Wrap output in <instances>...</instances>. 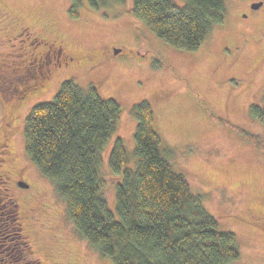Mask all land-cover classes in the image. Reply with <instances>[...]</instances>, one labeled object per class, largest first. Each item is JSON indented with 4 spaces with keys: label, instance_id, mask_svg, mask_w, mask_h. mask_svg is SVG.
<instances>
[{
    "label": "rangeland",
    "instance_id": "obj_1",
    "mask_svg": "<svg viewBox=\"0 0 264 264\" xmlns=\"http://www.w3.org/2000/svg\"><path fill=\"white\" fill-rule=\"evenodd\" d=\"M251 1L224 0L223 20L197 48L186 50L135 18L128 0L97 9L82 0L75 17L71 0H0V184L16 197L22 231L42 264H110L75 231L63 198L23 148L24 116L32 104L50 100L66 78L92 83L119 104L116 130L98 164L110 209L120 174L109 170V150L121 137L133 166L135 118L129 109L146 99L173 168L201 194L219 228L236 235L239 256L228 264H264V221L257 220L264 216V151L230 126L264 140V126L248 111L261 102L264 87V0L254 9ZM41 38L72 49L75 59L55 69V80L40 81L42 88L32 86L34 78L11 81L13 74L30 73L22 65L46 47ZM19 178L27 189L17 185Z\"/></svg>",
    "mask_w": 264,
    "mask_h": 264
},
{
    "label": "trees",
    "instance_id": "obj_2",
    "mask_svg": "<svg viewBox=\"0 0 264 264\" xmlns=\"http://www.w3.org/2000/svg\"><path fill=\"white\" fill-rule=\"evenodd\" d=\"M127 0H87L92 8ZM128 11L173 47L192 50L213 25L223 20L224 0H128ZM82 0H71L69 14L78 15ZM249 114L264 126V87L260 103ZM120 107L102 97L92 83L80 86L63 79L48 101L31 105L22 122L23 148L38 171L51 180L65 202L75 231L110 264H228L239 256L236 235L223 230L191 190L187 178L173 168L171 149L153 127L146 99L131 105L133 166L121 137L108 154L111 173L120 174L110 209L102 195L101 152L116 130ZM221 120L220 118H218ZM264 151L258 135L231 124ZM8 244L2 264H42L22 231L17 200L0 184V241ZM12 248V249H11Z\"/></svg>",
    "mask_w": 264,
    "mask_h": 264
},
{
    "label": "flooded vegetation",
    "instance_id": "obj_3",
    "mask_svg": "<svg viewBox=\"0 0 264 264\" xmlns=\"http://www.w3.org/2000/svg\"><path fill=\"white\" fill-rule=\"evenodd\" d=\"M252 2H254V1L252 0L251 3ZM251 3H250V7L253 8L251 6ZM258 7H256V8H258ZM41 39H43V38H41ZM45 40H47V38L46 39L44 38L41 43H44L46 47L39 52L36 51V53L30 52L31 53V59H29L26 63H24L22 65V66H24V70H28V71H30V73H26L25 75H23L21 73L20 74L19 73L13 74V76H11V81L14 80L16 83L19 81H25L29 78H34V81L32 82V84H34V85H32V86L33 87L34 86L35 87L41 86V88H42L43 83H41L40 81H42V80H44V81L53 80L57 76L56 70L58 68L61 69V67L64 64H70L72 62V59H75V52L72 49H70V50L63 49L64 45L61 43H58V45L56 47H54V43H53V45H51L53 40H50L47 42ZM22 75L25 77H23ZM26 88L28 89L29 87H26ZM26 88L23 90V94L20 95L21 98L26 96L24 94V92L27 90ZM13 89L17 90L16 86H14ZM16 183L19 187L25 188V189H27L26 187L29 186V183L26 180H24V178L16 179ZM17 209H19V203L18 202H17ZM18 215H19V210H18ZM257 220H258V222L262 223L264 221V216H257ZM7 247H8V244H6L3 240H1L0 241V264H2L1 262L4 259V257L9 254L8 252H6Z\"/></svg>",
    "mask_w": 264,
    "mask_h": 264
},
{
    "label": "water",
    "instance_id": "obj_4",
    "mask_svg": "<svg viewBox=\"0 0 264 264\" xmlns=\"http://www.w3.org/2000/svg\"><path fill=\"white\" fill-rule=\"evenodd\" d=\"M260 4H261V0H257V1L252 2V3H251V6H252L253 8H256V7H258ZM117 51H118V48L114 49V52H117Z\"/></svg>",
    "mask_w": 264,
    "mask_h": 264
}]
</instances>
